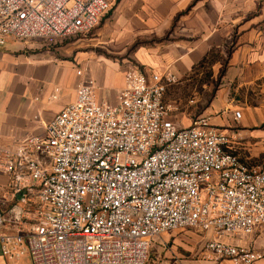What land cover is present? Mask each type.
<instances>
[{"label": "built area", "instance_id": "obj_1", "mask_svg": "<svg viewBox=\"0 0 264 264\" xmlns=\"http://www.w3.org/2000/svg\"><path fill=\"white\" fill-rule=\"evenodd\" d=\"M117 0H0V48L9 39L91 35ZM83 79L45 139H0V247L33 264H148L162 235L198 231L217 260L263 255L231 241L264 228V164L250 169L229 137L198 118L180 129L165 101L170 74L132 68L116 104ZM239 119L240 114H236Z\"/></svg>", "mask_w": 264, "mask_h": 264}, {"label": "crops", "instance_id": "obj_2", "mask_svg": "<svg viewBox=\"0 0 264 264\" xmlns=\"http://www.w3.org/2000/svg\"><path fill=\"white\" fill-rule=\"evenodd\" d=\"M99 24L87 51L55 48L42 39H9L0 48L4 146L46 138L47 126L75 101L83 81L78 71L96 83L104 105L116 104L127 71L135 67L148 77L175 76L177 83L165 96L169 102L186 101L182 92L208 71L219 85L202 116L229 137L244 165L264 164V0H117ZM97 49L116 54L122 63L94 58ZM173 123L186 129L193 120L178 117ZM6 182L0 176V187ZM231 243L262 254L255 264H264V228ZM207 264L235 263L215 259Z\"/></svg>", "mask_w": 264, "mask_h": 264}, {"label": "rangeland", "instance_id": "obj_3", "mask_svg": "<svg viewBox=\"0 0 264 264\" xmlns=\"http://www.w3.org/2000/svg\"><path fill=\"white\" fill-rule=\"evenodd\" d=\"M108 14L109 12L104 17ZM103 18L101 20H103ZM99 25L101 27L102 24ZM92 39H94V34L47 40L46 42L55 48L64 50L74 48L79 52H82L88 50L87 44ZM115 55L116 54L114 53L111 55L107 54L104 49H97V52L93 56L96 59L109 61L110 63H122L121 58H118ZM128 56L129 53L126 55V58L129 61H132ZM98 68H96V71L99 70ZM100 70L105 74V71H107L106 66L103 65ZM203 73L204 74L200 76L197 81L191 84L190 89H185L182 92V95H184L182 98L186 97V101L184 99H176L174 101L172 100L173 102H169L165 99L167 105L170 106L169 119L171 122L178 117H187L192 118L194 124L198 118H206L202 116V111L211 103L219 83L211 80L208 71ZM178 92H176V94ZM186 105L190 106V109L188 108L185 110L184 106ZM187 112L188 114H183ZM193 124L191 126H193ZM1 189L2 188L0 187V200L2 196ZM207 240V236L194 230L164 234L154 242L148 264H207L215 260L205 252L204 246ZM0 264H33V262L28 254L19 257L16 256L15 258L4 257L0 247Z\"/></svg>", "mask_w": 264, "mask_h": 264}]
</instances>
